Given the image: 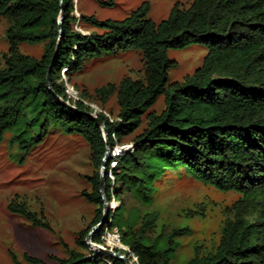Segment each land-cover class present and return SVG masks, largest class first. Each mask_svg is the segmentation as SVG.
<instances>
[{"label": "trees", "instance_id": "16d2710c", "mask_svg": "<svg viewBox=\"0 0 264 264\" xmlns=\"http://www.w3.org/2000/svg\"><path fill=\"white\" fill-rule=\"evenodd\" d=\"M148 9L142 3L121 20L81 15L100 29L84 34L71 26L72 0H0V16L9 21L10 43L0 63V141L10 132L9 144L24 155L57 126L88 143L93 171L88 177L91 190L83 195L96 207L76 244L89 250L85 236L102 217L99 168L105 143L101 127L87 115L89 109L81 100L70 108L54 94L66 99L62 69L70 74L94 57L138 49L144 61L141 78L125 77L117 85L97 89L103 101L116 94L117 120L96 114L111 147L145 121L131 140V150L116 158L113 183L104 175V197L107 202L117 198L119 205L108 211L92 241H100L105 227L114 229L136 257L135 264H170L178 238L188 229L169 225L156 229L157 213L150 211L152 181L164 166H181L203 183L240 195L227 209L215 249L196 251L185 264H264V0H193L187 8L176 3L157 23L147 18ZM23 41L43 42L41 56L21 53L18 46ZM191 43L207 48L202 65L182 81L169 83L174 62L167 50ZM160 96L163 109L149 111ZM8 209L34 225H47L44 216L31 212L25 202L11 201ZM90 254L70 250L57 264L106 262Z\"/></svg>", "mask_w": 264, "mask_h": 264}, {"label": "rangeland", "instance_id": "374dc122", "mask_svg": "<svg viewBox=\"0 0 264 264\" xmlns=\"http://www.w3.org/2000/svg\"><path fill=\"white\" fill-rule=\"evenodd\" d=\"M72 1L71 26L87 34L100 29L81 19V15L97 20H121L142 3H147V18L157 23L168 17L176 3L187 8L193 0H110L112 4H102L98 0ZM8 26V19L0 16V63L10 49L6 36ZM18 49L39 58L44 43L23 41ZM206 52L207 48L201 43L168 49L167 57L174 62L168 71V82H180L191 75L202 65ZM143 72L141 51L131 49L94 57L70 74L61 71L60 83L69 104L81 100L89 112L101 113L115 121L119 111L116 94L103 101L97 89L108 84L117 85L125 77L141 78ZM163 107L164 97L160 96L149 111L160 112ZM144 121L145 118L136 131L123 136L117 143H132ZM9 137L10 132L6 131L0 141V264H57L58 259L69 256L70 250L87 253L89 250H82L76 239L90 224L96 207L83 195V191L91 190L88 177L93 171L88 143L76 133H66L52 126L45 138L23 155L16 145L9 144ZM151 195L150 211L157 213V230L162 225L188 229L178 238L170 264H185L196 251L203 254L215 249L227 209L240 196L235 191H221L201 182L181 166H164L152 181ZM11 201L25 202L31 212L44 216L47 225H34L20 213L10 211ZM110 202L115 203L110 210L119 205L117 198ZM128 256L135 264L136 260ZM27 257L40 261L34 262ZM106 260L101 264H112Z\"/></svg>", "mask_w": 264, "mask_h": 264}, {"label": "water", "instance_id": "95a60500", "mask_svg": "<svg viewBox=\"0 0 264 264\" xmlns=\"http://www.w3.org/2000/svg\"><path fill=\"white\" fill-rule=\"evenodd\" d=\"M62 19H63V13H62V9H61L59 16H58V21H57L58 22L59 36L61 34V21H62ZM46 86L49 90H51L48 74L46 76ZM54 96L58 99V101L61 104L68 106L70 108L72 107V105L69 104L66 100L58 97L56 94H54ZM87 115L90 118H92L97 125H99L101 127L102 137H103V140L105 143V150H104V155L101 159V166L99 168V192H100V198L102 200V217L98 223H96L95 225L90 227V229L88 230V232L85 236L84 241H85V244L87 245L89 251L91 252L90 256H100L105 261H107L106 259H118V260L122 261L124 264H132L131 259L125 253L114 250L113 248L101 247L92 241L93 233L102 226V224L104 223V221L107 218L108 211L111 208V206L109 205V202H107L105 197H104V175L106 174V166H107V163L110 159L111 146L107 140V131L105 129L104 122L94 113L87 112Z\"/></svg>", "mask_w": 264, "mask_h": 264}, {"label": "built area", "instance_id": "2783aa9c", "mask_svg": "<svg viewBox=\"0 0 264 264\" xmlns=\"http://www.w3.org/2000/svg\"><path fill=\"white\" fill-rule=\"evenodd\" d=\"M62 71H64V69H62ZM67 89L72 91L71 88H67ZM66 93H67V91H66ZM68 93H69V91H68ZM110 121H112V120H110ZM131 148H132V143H130V144H118L117 141H115L114 145L111 147V151H110L111 160L109 162L108 170L106 171V175L110 179L111 183H113V179H114L113 174L111 172V169L116 166V162H117L116 158L119 155H121L122 153L130 151ZM111 200H113V202H114V198H111ZM94 243L101 246V247L120 249L121 251H123V253L126 252L125 254L127 256L130 254L136 260V257L129 251L128 247L125 246L124 244H122L119 232L114 230V229H109V228L105 227V229L103 230V232L101 234L100 241L94 242Z\"/></svg>", "mask_w": 264, "mask_h": 264}, {"label": "bare ground", "instance_id": "6f19581e", "mask_svg": "<svg viewBox=\"0 0 264 264\" xmlns=\"http://www.w3.org/2000/svg\"><path fill=\"white\" fill-rule=\"evenodd\" d=\"M109 205L111 206V202L109 203ZM112 207V206H111Z\"/></svg>", "mask_w": 264, "mask_h": 264}]
</instances>
